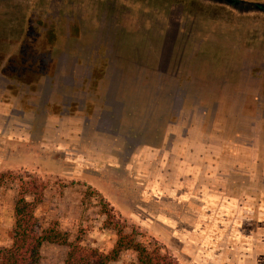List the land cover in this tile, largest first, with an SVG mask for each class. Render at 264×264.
Instances as JSON below:
<instances>
[{"label":"rangeland","instance_id":"374dc122","mask_svg":"<svg viewBox=\"0 0 264 264\" xmlns=\"http://www.w3.org/2000/svg\"><path fill=\"white\" fill-rule=\"evenodd\" d=\"M237 1L0 0V74L32 86L73 63L96 98L115 90L125 101L93 140L40 125L29 135L0 119V173L47 185L40 227L108 253V203L125 234L153 239L179 264H264V12L253 8L264 0ZM177 110L184 126L170 130ZM183 127L188 137H176ZM158 133L169 149L156 156ZM17 194L13 181L0 186V250L11 246ZM47 245L40 264H63L67 248Z\"/></svg>","mask_w":264,"mask_h":264},{"label":"flooded vegetation","instance_id":"af4514ba","mask_svg":"<svg viewBox=\"0 0 264 264\" xmlns=\"http://www.w3.org/2000/svg\"><path fill=\"white\" fill-rule=\"evenodd\" d=\"M210 1L234 9L238 5L242 7L245 4L237 0H232L231 4L225 0ZM263 7L264 5L261 3L253 6V8L261 12H264ZM111 54V51L106 50L107 56L105 58H108ZM62 65L60 64L57 68L66 72L68 67L61 68ZM71 65L69 69L71 74L68 75L67 73L66 76L56 79L58 71H55L53 78L44 76L39 80L33 81L32 86H25L14 80L7 79L1 72L3 76L0 74V119L4 121V125L15 130L24 129L29 135H33L39 125L42 126L39 129H49L55 132L65 130L69 140L76 137L80 138V141L89 134L91 140L95 139L96 132L103 126H106L107 129L114 128L111 126V120L120 116L115 104L122 105L121 100L125 101L123 99H111L115 90L103 94L98 97L99 99L96 98L94 90L91 89L92 87L87 85L88 81L84 85L82 83L81 76L88 79V75H85V73L81 76L75 74V72H78L76 68L71 69ZM108 65H112V63ZM87 67L89 66L87 65ZM193 83L196 85L198 82ZM32 87L33 90L31 91ZM108 96H110V99H108ZM173 99H182V96L177 95ZM21 100L22 103H20ZM121 118L123 119V117ZM170 119L168 125H173L169 128L170 130L173 127L178 128L179 124L184 126L183 124L186 120L178 110L177 112L171 111ZM44 121H47V125L44 124ZM68 121L70 125H68ZM173 121L177 123L174 124ZM118 122V130L121 131V128L125 126L122 125L120 118ZM139 132L143 131H138V134ZM186 132L187 130L183 127L179 134L177 131L174 135L176 137L178 135L179 138H187ZM155 136L156 138L153 142L155 148L159 149L155 152L156 156H158L162 151L169 149V142L164 141L166 138L164 133H158ZM107 138H110V136L108 135ZM104 142H106L105 138H103Z\"/></svg>","mask_w":264,"mask_h":264},{"label":"trees","instance_id":"16d2710c","mask_svg":"<svg viewBox=\"0 0 264 264\" xmlns=\"http://www.w3.org/2000/svg\"><path fill=\"white\" fill-rule=\"evenodd\" d=\"M10 181L18 187L14 206V231L11 246L0 250V264H40V250L46 243L67 248L63 264H109L115 262L122 252L135 254L136 261L131 264H179L153 239L135 230L125 234V225L117 221L108 203L102 207L105 226L109 228L113 225L117 238L108 253L82 245L79 238L70 241L69 235L59 231L55 223L42 228L35 212L43 202L47 185L28 174L20 176L11 172L0 173V186Z\"/></svg>","mask_w":264,"mask_h":264},{"label":"crops","instance_id":"0c3cea01","mask_svg":"<svg viewBox=\"0 0 264 264\" xmlns=\"http://www.w3.org/2000/svg\"><path fill=\"white\" fill-rule=\"evenodd\" d=\"M93 248H96V246H92ZM47 248L54 251V248H61L58 246H54V245H47ZM60 253H62L63 255H66L65 251H60ZM109 264H128L127 261L121 259V257H118V259L115 262H110Z\"/></svg>","mask_w":264,"mask_h":264},{"label":"water","instance_id":"95a60500","mask_svg":"<svg viewBox=\"0 0 264 264\" xmlns=\"http://www.w3.org/2000/svg\"><path fill=\"white\" fill-rule=\"evenodd\" d=\"M227 3L231 4L233 1L232 0H225Z\"/></svg>","mask_w":264,"mask_h":264}]
</instances>
